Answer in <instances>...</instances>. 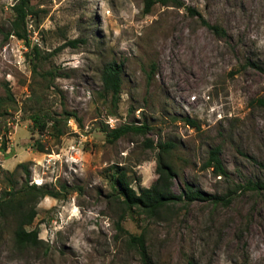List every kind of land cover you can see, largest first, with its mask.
I'll return each instance as SVG.
<instances>
[{
	"label": "rangeland",
	"instance_id": "obj_1",
	"mask_svg": "<svg viewBox=\"0 0 264 264\" xmlns=\"http://www.w3.org/2000/svg\"><path fill=\"white\" fill-rule=\"evenodd\" d=\"M179 2H156L144 13L143 0H30L25 46L9 34L13 0H0V96L7 88L14 99L0 112V192L20 185L23 163L28 184L58 193L40 198L25 226L37 232L35 245L17 244L13 222L0 219V264H141L125 241L142 230L153 264H264V192L238 191L226 206L177 203L153 219L122 213L116 199L118 169L136 191L153 182L155 143L163 141L171 143L164 158L176 173L174 193L188 184L221 194L231 183L264 179V105L257 103L264 99V0ZM72 39L74 46L61 47ZM110 60L122 63L115 107L100 83ZM46 69L61 76L42 79ZM37 107L74 117L52 139L29 128ZM123 123L149 128L108 142L103 125ZM214 145L225 176L202 167Z\"/></svg>",
	"mask_w": 264,
	"mask_h": 264
},
{
	"label": "trees",
	"instance_id": "obj_2",
	"mask_svg": "<svg viewBox=\"0 0 264 264\" xmlns=\"http://www.w3.org/2000/svg\"><path fill=\"white\" fill-rule=\"evenodd\" d=\"M160 3L162 5H175L180 6L179 0H143L142 11L147 13L154 3ZM11 7L12 16L9 22V34L15 36L24 42L25 46H29V41L26 35V22L29 15L35 13L30 6V0H13ZM186 11L190 15H195L199 22L208 28L212 33L223 36L225 31L217 24H211L206 21L198 11L193 7L186 6ZM76 40H68L63 43L61 47L70 45L74 46ZM60 47L54 48L50 51V54L58 50ZM30 66L32 73H37V67L39 64V50L36 45L30 47ZM122 63L110 60L105 62L101 66L100 71V83L102 97H109V102L112 107H115L119 100ZM59 71L55 69H46L42 71V79L52 80L60 75ZM14 101L12 94L6 88L5 95L0 96V112L4 111L10 102ZM257 103L264 105V99H257ZM70 117H74L73 112L62 110L60 114L53 115L43 110L41 107L34 109L28 116L30 121L29 128L39 134H46L52 139H58L63 134V123ZM79 121V119H76ZM184 122L192 127L197 128L196 121L184 117ZM148 126L145 123L133 124L123 123L118 126L108 128L107 125H103L101 131L104 132L105 138L108 142H113L120 136L126 133H144L148 130ZM6 131V129H4ZM0 141L2 145L5 142V138L1 136ZM147 146H152V141L147 140ZM35 150L38 152H44V146L40 141L34 143ZM171 147V143L167 141L155 143L157 148L155 173L156 178L147 187H139L136 191L127 181L125 173L122 169H118L114 175V181L116 183V199L120 204L122 213L131 216V213L135 211L137 215H143L145 218H160L166 214L169 216L174 211V205L177 203H191L193 201L205 202L213 207L217 205L226 206L233 199L236 192L240 193H255L264 192V179L247 178L243 182L231 183L225 191L221 194L208 193L184 184V187L179 193H174L171 189V184L175 178V170L173 167L165 161L164 155ZM219 146L214 145L207 150V157L202 163L203 168H211V171L216 175H226V171L218 156ZM260 164V163H258ZM264 169V165L260 164ZM25 174L23 181L15 188L13 185L9 186L6 191L0 192V219L13 222V239L20 245H35L38 242L37 232L33 229H26L25 226L29 225L35 216V205L38 200L43 196H51L53 198L58 197V193L54 190L48 189L43 185H35L27 183L28 170L26 165L19 163ZM145 233L140 231L139 233L129 234L126 239V245L135 249L139 255L141 264H153L151 257L146 249L145 245Z\"/></svg>",
	"mask_w": 264,
	"mask_h": 264
},
{
	"label": "built area",
	"instance_id": "obj_3",
	"mask_svg": "<svg viewBox=\"0 0 264 264\" xmlns=\"http://www.w3.org/2000/svg\"><path fill=\"white\" fill-rule=\"evenodd\" d=\"M107 124V123H106ZM112 128V127H111Z\"/></svg>",
	"mask_w": 264,
	"mask_h": 264
}]
</instances>
